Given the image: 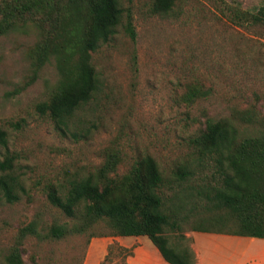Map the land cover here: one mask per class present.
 I'll return each instance as SVG.
<instances>
[{
    "label": "rangeland",
    "instance_id": "obj_1",
    "mask_svg": "<svg viewBox=\"0 0 264 264\" xmlns=\"http://www.w3.org/2000/svg\"><path fill=\"white\" fill-rule=\"evenodd\" d=\"M6 1L0 0V6ZM154 2L121 0L135 38L126 33L124 18L111 39L91 54L99 89L63 129L36 111L60 77L58 57L36 65L34 53L61 43L49 40L58 27L51 21L39 28L36 17L24 15L12 20L13 31L0 35V131L6 140V146L0 142V162L13 157L11 173L23 188L18 201L0 202V263L16 248L22 264H85L92 246L104 247L101 242L108 239L106 254L91 261L124 264L142 238L100 237L107 232L102 223L82 234L49 237L53 225L75 221L48 202L46 188L63 191L74 179L99 174L109 159L115 170L108 177L119 183L144 157L156 162L163 183H183L179 194L166 193L185 217L178 229L168 227L172 245L192 248L201 233L197 229H206L221 233L214 235L222 241L202 244L214 263L233 253L239 237L224 234L233 230L232 219L208 224V216L219 212L194 209L187 197L186 186L215 183L211 171L195 168L191 140L209 120L229 119L242 135L260 129L241 121L246 113L264 118V22H243L234 15H254L264 0H174L162 15L152 12ZM192 89L206 96L190 102ZM178 170L197 174L178 181ZM30 223L39 238L19 239L20 229Z\"/></svg>",
    "mask_w": 264,
    "mask_h": 264
},
{
    "label": "trees",
    "instance_id": "obj_2",
    "mask_svg": "<svg viewBox=\"0 0 264 264\" xmlns=\"http://www.w3.org/2000/svg\"><path fill=\"white\" fill-rule=\"evenodd\" d=\"M173 2L155 0L152 12L166 14ZM24 15L36 17L39 28L47 25L46 22L51 24V21L58 27L49 40L60 39L61 43L52 42L55 44L51 51L41 47L34 53L36 65H42L53 55L58 57L60 77L55 90L36 106V111L63 129L73 114L99 89L91 54L111 39L124 18V29L134 40L129 11L122 7L121 0H63L62 3L56 0H7L0 6V35L13 31L15 25L12 20ZM245 15L247 17L234 16L243 22H264V7L254 15ZM205 94L192 89L187 98L192 102ZM241 122L255 124L260 129L254 134L242 135L229 119L209 120L203 131L193 137L191 145L197 159L195 168L211 171L215 183L186 186L190 189L187 197H190L194 209L219 212L208 216V224L222 225L225 219L231 218L234 228L224 234L264 239V118L258 120L246 113ZM0 142L6 146L2 131ZM12 164V156L0 162V202L8 204L18 201V190H23L18 178L11 173ZM114 170L115 162L109 159L99 174L74 179L63 191L53 185L46 188L48 202L75 221L70 226L53 225L49 237L59 240L71 234H82L102 223L107 232L98 234L100 237L144 236L168 264H197L191 247L172 245L168 230V227L178 229V222L185 217L178 215L179 205L171 203L172 199L166 193L171 190L172 195L179 194L183 183H163L161 172L151 157L136 161L119 183L108 177V173ZM193 174L197 173L178 170L175 176L182 181ZM28 235L39 238L34 223L20 229L19 239ZM0 264H22L19 250L14 248ZM124 264H127L126 260Z\"/></svg>",
    "mask_w": 264,
    "mask_h": 264
},
{
    "label": "crops",
    "instance_id": "obj_3",
    "mask_svg": "<svg viewBox=\"0 0 264 264\" xmlns=\"http://www.w3.org/2000/svg\"><path fill=\"white\" fill-rule=\"evenodd\" d=\"M127 238H142V240L138 239L140 244L134 247L133 256L127 259V264H168L148 238L144 236ZM195 238L196 243L192 246V250L197 264H264V239L239 237L235 240L234 251L229 255L228 260L214 263L211 256L202 252V244L206 243L208 245L209 242H218L222 239L214 234L207 233L197 234ZM108 244V239H104L101 242L104 247L98 246L100 244L92 246V251H89L85 264H94L91 261L92 258L103 257L106 254ZM242 256L249 257L245 263L241 259Z\"/></svg>",
    "mask_w": 264,
    "mask_h": 264
}]
</instances>
